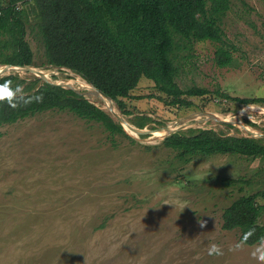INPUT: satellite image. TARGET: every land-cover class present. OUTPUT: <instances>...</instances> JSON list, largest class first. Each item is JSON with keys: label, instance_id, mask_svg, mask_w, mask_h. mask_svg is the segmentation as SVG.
I'll use <instances>...</instances> for the list:
<instances>
[{"label": "rangeland", "instance_id": "obj_1", "mask_svg": "<svg viewBox=\"0 0 264 264\" xmlns=\"http://www.w3.org/2000/svg\"><path fill=\"white\" fill-rule=\"evenodd\" d=\"M221 26L233 52L224 67L215 63L219 43L175 36L177 82L184 89L208 90L190 98L195 106L177 109L148 97L158 92L145 77L125 99L127 106L164 125L209 111L244 124L247 118L264 132V103L239 104L216 93L264 96V0H231ZM27 39L36 63L43 64L44 46L30 32ZM38 67L51 71L54 80L69 83L77 76ZM157 122L151 124L158 127ZM206 127L249 135L211 118L193 128ZM162 131L146 137L128 133L131 139L58 110L1 126L0 264H259L251 255L259 243H243L239 229L225 230L222 214L240 195L264 190V160L197 154L184 163L163 144L164 137L148 139ZM211 244L223 254L210 255Z\"/></svg>", "mask_w": 264, "mask_h": 264}, {"label": "trees", "instance_id": "obj_2", "mask_svg": "<svg viewBox=\"0 0 264 264\" xmlns=\"http://www.w3.org/2000/svg\"><path fill=\"white\" fill-rule=\"evenodd\" d=\"M22 2L21 8L16 5ZM231 0H0V65L63 66L93 83L119 106L128 122L149 127L155 121L147 114H136L126 98L143 77L154 82L158 97L166 106L191 108L190 99L208 93L206 88L184 89L177 82L178 66L175 36L188 43L211 40L220 44L216 62L230 65L233 52L221 26ZM34 34L44 46L45 62L36 63L27 39ZM75 80V79H74ZM14 93L11 104L0 101V127L50 110L67 111L87 121L100 123L112 135L133 139L113 114L72 89L28 79L19 73L0 77V91ZM216 93L239 104L264 103V96L242 98L227 92ZM42 97V99H37ZM144 98V96H136ZM133 115L132 118H128ZM246 124L256 123L244 118ZM159 126L163 122H157ZM234 127L231 124H224ZM161 130H158L160 132ZM163 140L176 151L178 159L190 162L197 154L244 155L264 160V138L226 133L220 129L190 128ZM146 137L147 135H140ZM135 141V139L133 140ZM240 179H230L237 183ZM264 190L240 195L223 211L222 227L240 230L243 243L254 245L264 239Z\"/></svg>", "mask_w": 264, "mask_h": 264}, {"label": "water", "instance_id": "obj_3", "mask_svg": "<svg viewBox=\"0 0 264 264\" xmlns=\"http://www.w3.org/2000/svg\"><path fill=\"white\" fill-rule=\"evenodd\" d=\"M1 66L2 67L0 68V77L4 76V75H9V73L15 74V73H21V72H31V73H35L34 79H42L43 82L50 83L53 85H59V86H62L64 88H67V89H72L77 94H80V95L87 97L89 100H91L94 103H96V101L89 98L90 95H94L97 97H102L104 99H108L111 102V104L108 105V110L123 125L124 130L127 133H129V131L127 130L126 127H129L130 129L136 131L138 136H140V135L150 136L151 134H153L154 132H156L158 130H165L168 133L164 137V138H166L167 136H169V135H171L177 131H182V130L187 129V128L197 127L201 121L211 118L213 120L219 121L220 123L233 124L234 126H237L240 129L247 130L249 132V135L243 134L244 136L255 137V138L256 137L264 138V132H261V131L254 129L253 127H251V125L244 124L241 120L234 122L232 120L221 119L218 117V115H216L215 113L209 112V111H196V112L190 113V114H188L182 118H179L176 121L169 122L164 126H158L155 129H150L148 127L139 128V127L131 124L130 122H128V120L124 117V115L120 111L119 106L116 104V102L109 95H107L104 91L97 88L93 83H91L85 79L84 80L88 83L90 88H88L87 90H81L78 87L71 85L70 83L57 82L56 80L46 76L44 74V72L42 70H39L38 66H35V65H30V64L29 65H15V64H9L8 65V64H4ZM52 67H54L55 69H69V70H71L70 68H66L63 66H52ZM236 114H234V115H236ZM198 116H201L202 118L196 119ZM177 123H182V125L180 124L179 126H176ZM247 126H250L252 129L247 128ZM206 128H208V127H206Z\"/></svg>", "mask_w": 264, "mask_h": 264}, {"label": "bare ground", "instance_id": "obj_4", "mask_svg": "<svg viewBox=\"0 0 264 264\" xmlns=\"http://www.w3.org/2000/svg\"><path fill=\"white\" fill-rule=\"evenodd\" d=\"M39 68V67H38ZM39 70H42L43 72H44V74L46 75V76H48V77H50V78H52L50 75H48V74H50L49 72H51V71H47V70H45V69H43V68H39ZM31 73V72H30ZM60 73V72H59ZM33 74H35V73H33ZM56 74V73H55ZM53 79V78H52ZM74 79L75 80H73L72 82H69L71 85H74V86H76V87H78L79 89H81V90H87L88 88H90V86L88 85V83L81 77V76H79V75H77V76H74ZM57 82H64V83H67L66 82V80L65 81H63V80H56ZM89 98H91V99H93L94 101H96V103H99V104H101L102 106H104L105 108H107L108 109V105H110L111 104V102L108 100V99H104V98H102V97H97V96H94V95H90L89 96ZM115 108V107H114ZM241 113H242V111H241ZM217 114V113H216ZM218 115V114H217ZM232 116V117H231ZM235 115H230V118H233ZM236 117V116H235ZM224 118V117H223ZM196 119H201V116H199V117H197ZM222 119V118H221ZM228 120V119H227ZM182 125V123H177L176 124V126H179V125ZM249 127V129H252L250 126H248ZM127 128V130L129 131V133H131V134H133L135 137L136 136H138V134H137V132L136 131H134V130H132V129H130L129 127H126ZM155 133V132H154ZM168 133H167V131H165V130H163L161 133H159L158 135H156L154 138H148L149 140H155V138H163V137H165L166 135H167ZM139 137V136H138Z\"/></svg>", "mask_w": 264, "mask_h": 264}, {"label": "clouds", "instance_id": "obj_5", "mask_svg": "<svg viewBox=\"0 0 264 264\" xmlns=\"http://www.w3.org/2000/svg\"><path fill=\"white\" fill-rule=\"evenodd\" d=\"M14 93L11 90L0 92V101L2 100H8L11 104V101L13 99ZM37 99H42V97H38ZM12 107H15V104H11ZM205 222H201V227H204ZM237 248L239 245L236 246ZM209 254H217L222 255V250L220 247L216 244H211L209 247ZM252 257L256 259L259 264H264V239L260 241L258 246L252 251L251 253Z\"/></svg>", "mask_w": 264, "mask_h": 264}, {"label": "built area", "instance_id": "obj_6", "mask_svg": "<svg viewBox=\"0 0 264 264\" xmlns=\"http://www.w3.org/2000/svg\"><path fill=\"white\" fill-rule=\"evenodd\" d=\"M21 5H22V4L19 2V3L16 5V8H17V9H20V8H21ZM0 14H1V9H0Z\"/></svg>", "mask_w": 264, "mask_h": 264}]
</instances>
